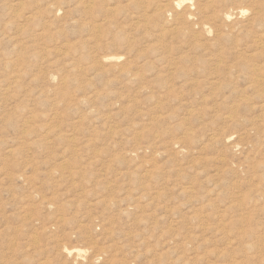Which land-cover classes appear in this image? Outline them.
I'll return each mask as SVG.
<instances>
[{
	"label": "rangeland",
	"instance_id": "obj_1",
	"mask_svg": "<svg viewBox=\"0 0 264 264\" xmlns=\"http://www.w3.org/2000/svg\"><path fill=\"white\" fill-rule=\"evenodd\" d=\"M0 264H264V0H0Z\"/></svg>",
	"mask_w": 264,
	"mask_h": 264
},
{
	"label": "bare ground",
	"instance_id": "obj_2",
	"mask_svg": "<svg viewBox=\"0 0 264 264\" xmlns=\"http://www.w3.org/2000/svg\"><path fill=\"white\" fill-rule=\"evenodd\" d=\"M174 1V0H173ZM205 2V1H204ZM251 3V2H250ZM175 4V3H174ZM196 4V3H195ZM174 8V6H173ZM215 8V7H214ZM176 10V9H175ZM165 14V13H164ZM185 14V13H184ZM188 14V13H187ZM191 15V14H190ZM194 15V14H193ZM186 17V16H185ZM209 18V17H208ZM224 21V20H223ZM225 23V22H224ZM232 24V23H231ZM174 25V24H173ZM176 26V25H175ZM194 30V28H193ZM257 33V32H256ZM215 34V33H214ZM259 37V36H258ZM234 38V37H233ZM221 44V43H220ZM223 44V42H222ZM204 46V45H203ZM259 46V45H258ZM238 49V48H237ZM240 49V48H239ZM188 50V49H187ZM254 50V49H253ZM245 52V51H244ZM247 53V52H246ZM196 55V54H195ZM238 55V54H237ZM207 56V55H206ZM216 56V55H215ZM105 57V56H104ZM235 59V58H234ZM191 61V60H190ZM258 63V62H257ZM220 64V63H219ZM253 64V63H252ZM208 65V64H207ZM251 66V65H250ZM211 69V68H210ZM255 72V71H254ZM253 74V73H252ZM256 78V77H255ZM257 81V79H255ZM259 80V79H258ZM254 81V80H253ZM255 83V81L253 82ZM257 86H262L260 83H256ZM245 99V98H244ZM218 103V102H217ZM263 104V103H262ZM188 108V107H187ZM197 108V107H196ZM158 116V115H157ZM184 116V115H183ZM176 124V123H175ZM176 136V135H175ZM254 156V155H253ZM200 160V159H199ZM202 161V160H201ZM241 163V162H240ZM198 172V171H197ZM216 173V172H215ZM255 179V178H254ZM245 181V180H244ZM184 188V187H183ZM210 188V187H209ZM245 188V187H244ZM190 189V188H189ZM193 190V189H192ZM225 191V190H224ZM193 192V191H192ZM189 194V193H188ZM205 195V194H204ZM213 196V195H212ZM215 199V198H214ZM218 199V198H217ZM227 202V201H226ZM219 205V204H218ZM194 207V206H193ZM198 208V207H197ZM209 213V212H208ZM211 214V213H210ZM216 216V215H215ZM226 223V222H225ZM207 225V224H206ZM231 240V239H230ZM229 243V242H228ZM190 262V261H189Z\"/></svg>",
	"mask_w": 264,
	"mask_h": 264
}]
</instances>
